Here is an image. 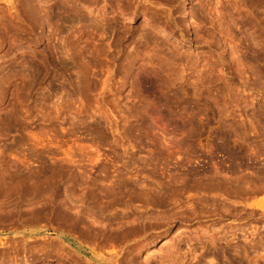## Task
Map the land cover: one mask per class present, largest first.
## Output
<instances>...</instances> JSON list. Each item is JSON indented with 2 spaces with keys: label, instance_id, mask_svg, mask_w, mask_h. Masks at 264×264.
<instances>
[{
  "label": "rangeland",
  "instance_id": "374dc122",
  "mask_svg": "<svg viewBox=\"0 0 264 264\" xmlns=\"http://www.w3.org/2000/svg\"><path fill=\"white\" fill-rule=\"evenodd\" d=\"M263 189L264 0H0V264H264Z\"/></svg>",
  "mask_w": 264,
  "mask_h": 264
},
{
  "label": "bare ground",
  "instance_id": "6f19581e",
  "mask_svg": "<svg viewBox=\"0 0 264 264\" xmlns=\"http://www.w3.org/2000/svg\"><path fill=\"white\" fill-rule=\"evenodd\" d=\"M51 1H52V0H51ZM30 2H31V1H30ZM25 3H26V2H25ZM57 3H59V2H57ZM61 3H62V1H61ZM65 3H66V1H65ZM65 3H63V4H65ZM26 4H27V3H26ZM30 4H31V3H30ZM44 4H45V3H44ZM27 5H28V4H27ZM60 5H61V4H60ZM60 5H59V6H60ZM33 6H34V5H33ZM24 7H25V6H24ZM33 8H34V7H33ZM46 8H47V7H46ZM70 8H71V7H70ZM23 9H24V8H23ZM66 9H67V8H66ZM24 10H25V9H24ZM26 10H27V9H26ZM51 10H52V9H51ZM30 11H31V10H30ZM55 11H56V10H55ZM25 12H26V11H25ZM45 12H47V11H45ZM23 13H24V12H23ZM28 13H29V12H28ZM57 13H59V10L57 11ZM47 14H49V13H47ZM50 14L52 15V13H50ZM50 14H49V15H50ZM54 14H55V13H54ZM55 15H56V14H55ZM26 16H27V14H26ZM32 16H33V15H32ZM53 16H54V15H53ZM27 17H28V16H27ZM30 17H31V16H30ZM101 17H102V16H101ZM33 18H34V17H33ZM48 18H49V17H47V19H48ZM99 18H100V17H99ZM47 19H46V20H47ZM52 20H53V19H52ZM32 21L34 22V20H32ZM32 21H30V23H31ZM47 22H48V21H47ZM37 24H38V23H37ZM2 25H4V24H2ZM35 25H36V24H35ZM38 25H39V24H38ZM49 25H50V24H49ZM36 27H37V26H36ZM7 28H8V27H7ZM144 68H145V67H144ZM144 68H143V69H144ZM140 71H141V70H140ZM142 72H143V71H142ZM144 72H145V71H144ZM109 84H110V83H109ZM109 84H108V85H109ZM159 104H160V103H159ZM160 105L163 106V104H160ZM155 106H156V105H155ZM164 106H165V105H164ZM155 110H156V109H155ZM155 110L153 109L154 112H155ZM160 110H161V109H160ZM163 110H165V109H163ZM168 110H169V109H168ZM156 111H157V110H156ZM158 111H159V110H158ZM162 112H163V111H162ZM164 112H165V111H164ZM164 112H163V113H164ZM166 112H167V111H166ZM157 113H158V112H157ZM159 114H160V113H159ZM161 114H162V113H161ZM170 114H171V113H170ZM170 114H169V115H170ZM156 115H158V114H156ZM169 115H167V113H166V117L169 116ZM171 116H174V115H171ZM176 116H178V115H176ZM158 117H159V116H158ZM163 117H164V115H163ZM179 117H180V115H179ZM179 117H177V118H179ZM161 118H162V115H161ZM161 118H160V119H161ZM167 118H171V117H167ZM174 118L176 119V117H174ZM160 119H158V120H160ZM164 119L166 120V118H164ZM168 120H169V119H168ZM179 120L181 121V119H179ZM190 120H191V119H190ZM160 121H161V120H160ZM177 121H178V119H177ZM182 121H183V120H182ZM162 123H163V122H162ZM170 123H172V120L170 121ZM173 123H174V122H173ZM181 123H182V122H180V124H181ZM186 123H187V122H186ZM186 123H185V124H186ZM168 125H169V124H168ZM171 125H173V124H170V126H171ZM164 126H165V124H164ZM179 126H180V125H179ZM187 126H188V125H187ZM190 126L192 127L191 124H190ZM165 127H167V126H165ZM183 127H184V126H182V128H183ZM180 128H181V127H180ZM189 128H190V127H189ZM165 129H167V128H165ZM165 131H166V130H165ZM221 144H222V143H221ZM223 145H224V144H223ZM226 149H227V148H226ZM223 150H224V149H223ZM220 151H221V150H220ZM224 151H225V150H224ZM96 153H97V157H99V156H98V152H96ZM95 160H98V159L95 158ZM231 165H232V163H231ZM259 191H260V190H259ZM263 191H264V189H263ZM149 197H151V196H149ZM149 197H148V198H149ZM80 199H81V198H80ZM151 200H152V199H151ZM82 201H83V200H82ZM152 201H153V200H152ZM152 201H151V202H152ZM154 201H155V200H154ZM156 202H158V201L156 200ZM190 202H191V201H190ZM190 202H189V203H190ZM64 203H65V202H64ZM154 203H155V202H154ZM62 204H63V203H62ZM62 204H61V205H62ZM79 204H80V203H79ZM189 205H190V204H189ZM251 205H252L253 207H256V208H257V206H258V204H255L254 202H253ZM79 206H80V205H79ZM81 206H83V205H81ZM89 206H90V205H89ZM186 206H187V205H186ZM57 207H58V206H57ZM77 207H78V206H77ZM160 207H161V206H160ZM180 207H181V206H180ZM193 207H194V206H193ZM258 207H261V208L263 209V206H258ZM60 208H61V207H60ZM62 208H64V207H62ZM74 208H75V207H74ZM86 208H87V207H86ZM86 208H85V209H86ZM96 208H97V207H96ZM157 208H158V207H157ZM157 208H156V210H159V209H160V208H158V209H157ZM162 208H163V207H162ZM184 208H185V207H184ZM186 208H187V207H186ZM76 209H77V208H76ZM175 209H177V208H175ZM182 209H183V208H182ZM189 209H190V206H189ZM191 209H193V208L191 207ZM38 210H39V209H38ZM38 210H37V211H38ZM43 210H44V209H43ZM45 210H46V209H45ZM45 210H44V212H45ZM48 210H49V209H48ZM57 210H59V208H58ZM61 210H65V209H61ZM74 210H75V209H74ZM77 210H78V209H77ZM80 210H82L81 207H80ZM88 210H89V208H88ZM94 210H95V209H94ZM99 210H100V209H99ZM180 210H181V209H180ZM180 210H179V211H180ZM164 211H165V210H164ZM183 211H185V210H183ZM186 211H188V210H186ZM192 211H194V210H192ZM20 212H21V211H20ZM20 212H19V213H20ZM32 212H33V211H31V213H32ZM34 212H36V211H34ZM34 212H33V213H34ZM51 212H52V211H51ZM56 212H57V211H56ZM61 212H62V211H61ZM75 212H76V211H75ZM88 212H89V211H88ZM93 212H94V211H93ZM145 212H146V211H145ZM161 212H162V211H161ZM170 212H171V211H169V213H170ZM189 212H190V211H189ZM195 212H196V211H194V213H195ZM198 212H199V211H198ZM200 212H201V211H200ZM33 213H32V214H33ZM49 213H50V212H49ZM59 213H60V212H59ZM67 213H68V212H67ZM77 213H78V212H77ZM79 213H81V212L79 211ZM143 213H144V212H143ZM147 213H148V212H147ZM158 213H159V212H158ZM172 213H173V211H172ZM177 213H178V209H177ZM181 213H182V212H181ZM183 213H184V212H183ZM190 213H191V212H190ZM204 213H205V212H204ZM4 214H6V213H4ZM4 214H2V215L4 216ZM7 214H8V213H7ZM11 214H12V213H11ZM25 214H28V213H25ZM29 214H30V213H29ZM41 214H44V213L41 212ZM47 214H48V213L46 212V215H47ZM51 214H52V213H51ZM65 214H66V213H64V215H65ZM68 214H69V213H68ZM84 214H85V211H84ZM87 214H89V213H87ZM100 214H101V213H100ZM144 214H145V213H144ZM149 214H150V213H149ZM159 214H160V213H159ZM159 214H156V215L158 216ZM164 214L166 215V213H164ZM174 214H175V213H174ZM179 214H180V213H179ZM179 214H176V215H179ZM185 214L187 215L186 212H185ZM201 214H202V212H201ZM2 215H1V216H2ZM9 215H10V214H9ZM17 215H18V214H17ZM20 215H21V214H20ZM20 215H19V216H20ZM46 215H45V216H46ZM60 215H61V213H60ZM70 215H71V214H70ZM142 215H143V214H142ZM167 215H168V211H167ZM170 215H171V214H170ZM183 215H184V214H183ZM189 215H190V214H189ZM199 215H200V214H199ZM6 216H7V215H6ZM6 216H4V217H6ZM34 216H35V215H34ZM38 216H39V215H38ZM38 216H37V218H38ZM40 216H42V215H40ZM40 216H39V219H40V220L38 219L39 221H41V219H43V217L40 218ZM56 216L58 217V215H55V217H56ZM73 216H75V215H73ZM73 216H72V217H73ZM76 216H77V218L79 217L78 215H76ZM86 216H87V215H86ZM88 216H89V215H88ZM90 216H91V215H90ZM138 216H139V215H138ZM144 216H145V215H144ZM148 216H149V215H148ZM154 216H155V215H154ZM171 216H172V215H171ZM193 216L196 217V215H194V214H193ZM193 216H191V217H193ZM200 216H201V215H200ZM200 216H199L198 218H200ZM11 217H12V216H11ZM13 217H14V216H13ZM13 217H12V220H13ZM15 217H16V214H15ZM24 217H26V216H24ZM29 217H32V216H29ZM61 217L63 218L64 216H61ZM70 217H71V216H69V218H70ZM155 217H156V216H155ZM158 217H159V216H158ZM163 217H164V216H163ZM167 217H168V216H167ZM169 217H170V216H169ZM173 217H174V215H173ZM180 217L183 218V217H182V214H181ZM186 217H187V216H186ZM195 217H194V219H195ZM2 218H3V217H2ZM6 218H9V216L6 217ZM16 218H17V217H16ZM19 218H21V217H18V219H19ZM22 218H23V216H22ZM22 218H21V220H23ZM32 218H33V217H32ZM44 218H45V217H44ZM46 218H47V217H46ZM46 218H45V219H46ZM69 218H68V219H69ZM140 218L142 219V217H140ZM148 218H149V217H148ZM153 218H154V217H153ZM156 218H157V217H156ZM159 218H160V217H159ZM175 218H176V217H175ZM71 219H72V218H71ZM80 219H81V218H80ZM164 219H165V218H164ZM166 219H168V218H166ZM169 219H170V218H169ZM173 219H174V218H173ZM173 219H172V220H173ZM184 219H185V218H184ZM187 219H188V218H187ZM187 219H186V220H187ZM189 219H190V217H189ZM191 219H192V218H191ZM26 220H28V218H27V219L25 218V221H26ZM33 220H34V219H33ZM51 220H52V221H56V219L54 220L53 218H52ZM61 220H62V219H61ZM64 220H65V218H64ZM64 220H62V221H64ZM72 220H73V219H72ZM81 220L83 221V219H81ZM137 220H138V219H137ZM155 220H156V219H155ZM155 220H154V221H155ZM161 220H162V219H161ZM161 220H160V221H161ZM179 220H180V219H179ZM186 220H185V221H186ZM3 221H4V219H3ZM25 221H24V222H25ZM42 221L44 222L45 220L43 219ZM42 221H41V222H42ZM65 221H66V220H65ZM77 221H78V220H77ZM126 221H127V220H126ZM128 221H131V220H128ZM128 221H127V222H128ZM145 221H146V220H145ZM149 221H150V220H149ZM151 221H152V220H151ZM154 221H153V222H154ZM166 221H167V220H166ZM187 221H188V220H187ZM4 222H5V221H4ZM10 222H12V221H10ZM10 222L7 221L8 225H9ZM13 222H14V221H13ZM57 222H58V221H57ZM67 222H70V221H67ZM137 222H138V221H137ZM142 222H143V220H142ZM146 222H147V221H146ZM156 222H158V218H157V221H156ZM170 222H173V221H170ZM170 222H169V223H170ZM5 223H6V222H5ZM26 223H27V222H26ZM44 223H45V222H44ZM44 223H43V224H44ZM55 223H56V222H55ZM55 223H54V224H55ZM59 223H60V222H59ZM82 223H83V222H82ZM82 223H81V224H82ZM149 223H150V222H149ZM163 223H164V222H163ZM165 223H166V222H165ZM1 224H3V223H0V225H1ZM10 224H11V223H10ZM14 224H15V222H14ZM14 224H12V225H14ZM27 224H28V223H27ZM31 224H32V223H31ZM33 224H35V222H33ZM36 224H37V223H36ZM60 224H61V223H60ZM63 224H64V223H63ZM65 224H66V223H65ZM68 224H69V223H68ZM73 224H74V223H73ZM121 224H122V223H121ZM123 224H124V223H123ZM126 224H127V223H126ZM130 224H131V223H130ZM153 224H154V223H153ZM156 224H157V223H156ZM160 224H162V223H160ZM3 225H5V224H3ZM19 225H20V224H19ZM19 225H18V226H19ZM38 225H42V223H41V224H38ZM56 225H57V224H56ZM82 225H84V224H82ZM82 225H80V226H82ZM138 225H139V224H138ZM44 226H45V225H44ZM62 226H63V225H62ZM62 226H61V227H62ZM69 226H70V225H69ZM77 226H78V225H77ZM147 226H148V224H147ZM147 226H146V227H147ZM155 226H156V225H155ZM155 226H154V228H155ZM4 227H5V226H4ZM6 227H7V229H8L9 226H7V224H6ZM6 227H5V228H6ZM15 227H16V226H14L13 228L15 229ZM54 227H55V226H54ZM59 227H60V225H58V228H59ZM63 227H64V226H63ZM67 227H68V226H66V228H67ZM75 227H76V226H75ZM136 227H138V226H136ZM144 227H145V226H144ZM146 227H145V229H146ZM151 227H152V226H151ZM151 227H150V228H151ZM157 227H158V225H157ZM16 228H18V227H16ZM68 228H69V227H68ZM86 228H87V227H86ZM86 228H84V229H86ZM131 228H132V227H131ZM160 228H161V227H160ZM1 229H2V227H1ZM10 229H12V228L10 227ZM18 229H19V228H18ZM18 229H17V231H18ZM21 229H23V228H21ZM21 229H20V230H21ZM53 229H55V228H53ZM76 229H78V227H77ZM79 229H80V227H79ZM81 229H82V227H81ZM89 229H90V228H89ZM132 229H133V228H132ZM134 229H135V228H134ZM134 229H133V231H135ZM152 229H153V228H152ZM152 229H151V230H152ZM156 229H157V228H156ZM67 230H68V229H67ZM71 230H73V229H71ZM82 230H83V229H82ZM87 230H88V229H87ZM137 230H139V229L137 228ZM141 230H142V228H141ZM39 231H40V230H39ZM39 231H31V232H28V231H20L22 236H21V235L18 236V235L16 234V236H13L12 238L7 239V242H9L8 240H10V241H12L13 243H14V242H15V243L17 242V243L19 244V242L22 241V243L24 242L23 245H26V244H27V243H25V242L27 241L26 238H28V239L32 238V236H33L35 233H38ZM42 231H44V230H42ZM74 231H75V228H74ZM88 231H89V230H88ZM91 231H92V230H91ZM93 231H94V229H93ZM129 231H130V229H129ZM133 231H132V233H133ZM147 231H148V229H147ZM13 232H14V231H13ZM15 232H16V231H15ZM58 232H59V231H58ZM71 232H72V231H71ZM78 232H79V231H78ZM78 232H77L76 234H78ZM85 232H86V230H85ZM138 232H139V231H138ZM138 232H136V236L138 235V234H137ZM140 232H141V231H140ZM16 233H17V232H16ZM48 233H49V232H48ZM56 233H57V232H56ZM74 233H75V232H74ZM74 233H73V234H74ZM80 233H81V232H80ZM86 233H87V232H86ZM89 233H90V231H89ZM89 233H88V234H89ZM92 233H93V232H92ZM95 233L97 234V232H95ZM154 233H155V232H154ZM14 234H15V233H14ZM38 234H39V233H38ZM44 234H45V233H44ZM88 234H87V235H88ZM130 234H131V233H130ZM134 234H135V233H134ZM126 235H127V233H126ZM131 235H132V234H131ZM26 236H27V237H26ZM71 236H72V235H71ZM74 236H75V235H74ZM82 236H83V235H82ZM142 236H143V235H142ZM10 237H11V236H10ZM29 237H30V238H29ZM33 237H34V236H33ZM35 237H36V236H35ZM41 237H42V236H41ZM41 237H40V238H41ZM48 237H49V235H48ZM127 237H128V236H127ZM155 237H156V236H155ZM5 238H7V237H5ZM46 238H47V237H46ZM53 238H56V237H53ZM190 238H191V237H190ZM190 238H189V239H190ZM196 238H197V237H196ZM3 239H4V238H3ZM3 239H1V240H2V241H6L5 239H4V240H3ZM51 239H52V237H51ZM85 239H86V238H85ZM146 239H147V238H146ZM146 239H145V240H146ZM189 239H188V240H189ZM200 239H201V238H200ZM1 240H0V247L3 246V245H5V243H6V242H2ZM25 240H26V241H25ZM52 240H53V239H52ZM82 240H83V239H82ZM82 240H81V241H82ZM92 240H93V239H92ZM179 240H180V239H179ZM198 240H199V239H198ZM56 241H57V240H56ZM148 241H149V240H148ZM29 242H30V240H29ZM29 242H28V243H29ZM46 242H47V240H46ZM84 242H86V241H84ZM138 242H139V241H138ZM10 243H11V242H10ZM22 243H21V244H22ZM51 243H52V241H51ZM55 243H56V242H55ZM60 243H61V242H60ZM87 243H88V241H87ZM6 244H7V243H6ZM18 244H17V245H18ZM45 244H46V243H45ZM49 244H50V243H49ZM58 244H59V243H58ZM64 244H65V242H64ZM64 244H63V245H64ZM178 244H179V242H178ZM14 245H15V244H14ZM23 245H22V246H23ZM33 245H34V244H33ZM60 245H61V244H60ZM15 246H16V245H15ZM30 246H31V245H30ZM47 246H48V245H47ZM176 246H177V245H176ZM176 246H175V247H176ZM10 247H11V246H10ZM28 247H29V246H28ZM49 247H50V245H49ZM49 247H48V248H49ZM52 247H53V246H52ZM58 247H59V246H58ZM175 247H173V248H175ZM177 247H178V246H177ZM177 247H176V248H177ZM7 248H8V247H7ZM23 248H24V247H22V249H23ZM25 248H26V247H25ZM63 248H64V247H63ZM98 248H99V247H98ZM29 249H30V248H29ZM31 249H33V248H31ZM49 249H50V248H49ZM61 249H62V246H61ZM76 249H77V248H76ZM177 249H178V248H177ZM24 250H25V249H24ZM136 250H137V249H136ZM161 250H162V249H161ZM1 251H2V250H1ZM1 251H0V252H1ZM28 251H29V250H28ZM32 251H33V250H32ZM35 251H36V250H35ZM172 251H173V250H172ZM174 251H175V250H174ZM177 251H178V250H177ZM36 252H37V251H36ZM40 252H41V251H40ZM169 252H171V251L169 250ZM42 253H43V250H42ZM6 254H7V253H6ZM19 254H20V253H19ZM37 254H38V253H37ZM109 254H110V253H109ZM129 254H130V253H129ZM10 255H11V253H10ZM10 255H9V256H10ZM13 255H14V254H13ZM15 255H16V254H15ZM30 255H31V254H30ZM40 255H41V254H40ZM101 255H102V254H101ZM110 255H111V254H110ZM130 255H131V254H130ZM4 256H5V254H4L3 252L0 253V257H4ZM25 256H26V255H25ZM102 256H104V255H102ZM170 256H172V255H170ZM180 256H181V255H180ZM180 256H179V259H180ZM16 257H19V256H16ZM21 257H22V256H21ZM27 257H28V256H27ZM11 258H12V257H11ZM34 258H35V257H34ZM130 258H131V257H130ZM134 258H135V257H134ZM1 259H2V258H1ZM17 259H18V258H17ZM32 259H33V258H32ZM79 259H80V258H79ZM89 259H90V258H89ZM3 260H4V259H3ZM18 260H19V259H18ZM20 260H22V259L20 258ZM132 260H133V259H132ZM134 260H135V259H134ZM172 260H173V259H172ZM9 261H10V259H9ZM13 261H14V260H13ZM118 261H119V260H118ZM129 261H130V260H129ZM160 261L162 262V260H160ZM160 261H159V262H160ZM169 261H170V260H169ZM24 262H25V261H24ZM78 262H79V261H78ZM78 262H77V263H78ZM80 262H81V261H80ZM83 262H85V261H83ZM89 262H90V261H89ZM89 262H88V263H89ZM130 262H131V261H130ZM167 262H168V261H167ZM167 262H166V263H167ZM181 262H182V261H181ZM3 263H4V262H3ZM6 263H7V262H6ZM11 263H12V262H11ZM13 263H14V262H13ZM13 263H12V264H13ZM86 263H87V262H86ZM100 263H101V262H100ZM100 263H99V264H100ZM119 263H120V262H119ZM119 263H118V264H119ZM163 263H164V262H163ZM163 263H161V264H163ZM172 263H173V261H172ZM174 263H175V260H174ZM8 264H9V262H8ZM109 264H112V263H109ZM133 264H134V263H133ZM155 264H156V263H155Z\"/></svg>",
  "mask_w": 264,
  "mask_h": 264
}]
</instances>
